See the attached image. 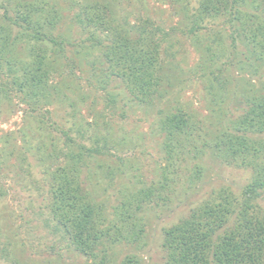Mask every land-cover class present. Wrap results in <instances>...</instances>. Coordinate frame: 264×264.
I'll list each match as a JSON object with an SVG mask.
<instances>
[{
  "label": "rangeland",
  "instance_id": "obj_1",
  "mask_svg": "<svg viewBox=\"0 0 264 264\" xmlns=\"http://www.w3.org/2000/svg\"><path fill=\"white\" fill-rule=\"evenodd\" d=\"M48 1L59 12L54 34L64 40V55L70 58L63 60L53 78L68 99L58 97L35 113L15 94L0 101V264H91V259L74 251L62 237L47 208L48 172L65 163L59 152L64 133L69 132L86 147L102 146L101 155L82 166L81 179L88 175L85 190L97 202L109 206L116 203L124 189L134 191L163 183L167 150L162 146L164 133L158 122L164 113L180 109L192 131L182 139L184 147L178 145L172 152L173 169H164L170 179L163 191L167 201L143 209L146 227L139 242L121 241L96 248L102 255L106 247L107 264H118L127 255L135 256L139 264H160L163 228L176 223L212 190L229 187L237 194L246 183L247 171L202 156L200 150L206 149L208 132L228 129L240 114L234 111L239 98L234 102L230 99L232 90L240 93L245 85L242 80L253 77L231 57L229 28L224 19L205 20L200 26L193 23L198 0ZM93 2L108 4L117 22L136 24L147 20L160 28L158 38H164L160 62L168 67L171 83L164 99L141 105L122 94L123 100L118 96L110 103L112 86L103 89L100 84L98 52L83 55L78 47L84 33L74 17L83 4ZM0 4L5 6L6 0H0ZM2 15L0 9V24ZM221 36L219 44L212 42ZM215 77L225 80L226 96L217 95ZM67 83L72 91L64 88ZM77 129L83 131V138ZM196 169L201 172L199 178L192 177ZM260 204L264 210V201Z\"/></svg>",
  "mask_w": 264,
  "mask_h": 264
},
{
  "label": "trees",
  "instance_id": "obj_2",
  "mask_svg": "<svg viewBox=\"0 0 264 264\" xmlns=\"http://www.w3.org/2000/svg\"><path fill=\"white\" fill-rule=\"evenodd\" d=\"M6 3L0 4V101L15 94L20 103L35 113L58 97L67 100V93L53 78L54 73L60 72L63 60L70 61L64 55L66 43L54 34L55 22L59 20L55 4L48 0ZM216 19H224L229 28L231 57L237 59L242 70H249L253 79L242 80L245 85L240 93L232 90L230 99L234 102V98H239L234 111L239 110L240 114L228 129L208 132L206 149L200 150V155L245 170L249 176L237 194L229 187L212 190L176 223L163 228L160 264H264V210L260 204L264 201V0H198L193 23L200 26L205 20ZM74 20L84 33L78 42L79 52H98L100 84L103 89L112 86V93H108L112 94L110 103L118 96L123 100L122 94L141 105L167 96L171 83L168 67L160 62L164 40L163 35L158 38L160 28L147 20L136 24L117 22L108 4L95 2L83 4ZM199 26L195 28L200 29ZM214 38L212 42L217 44L223 39ZM214 80L217 95L227 93L225 80ZM68 84L64 88L72 91ZM188 120L177 109L164 113L158 122L164 133L162 146L167 150L163 183L134 191L124 189L116 203L109 206L104 201L97 202L85 190L83 184L88 175L81 179L82 166L101 155L102 146L86 147L70 137L69 132L64 133L59 152L65 163L48 172L47 208L74 251L91 259V264H107L106 247L102 248V255L96 248L121 241L137 243L144 237L142 211L148 205L167 201L163 191L169 187L170 179L165 170L173 169L172 152L178 145L184 147L180 143L192 131L188 130ZM82 132L77 129L80 138ZM197 169L192 173L194 178L200 176ZM118 264L139 262L135 256L127 255Z\"/></svg>",
  "mask_w": 264,
  "mask_h": 264
}]
</instances>
